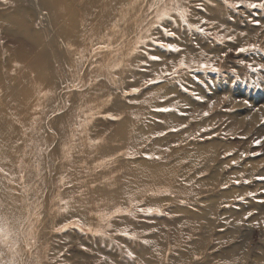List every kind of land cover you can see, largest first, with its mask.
Wrapping results in <instances>:
<instances>
[{"label": "rangeland", "instance_id": "1", "mask_svg": "<svg viewBox=\"0 0 264 264\" xmlns=\"http://www.w3.org/2000/svg\"><path fill=\"white\" fill-rule=\"evenodd\" d=\"M46 1L0 0L2 80L44 82L40 138L0 153V264H264V0Z\"/></svg>", "mask_w": 264, "mask_h": 264}, {"label": "bare ground", "instance_id": "2", "mask_svg": "<svg viewBox=\"0 0 264 264\" xmlns=\"http://www.w3.org/2000/svg\"><path fill=\"white\" fill-rule=\"evenodd\" d=\"M47 1H49V0H47ZM47 1H46V3H47ZM44 2H45V0H44ZM51 2H52V0H50V4H52ZM72 2H73V0H58L57 6L59 8L55 7V8H57L56 12L57 13H59V12L65 13L64 12L65 8L70 7L72 5ZM74 2H76V1H74ZM130 5H131V3H130ZM100 6H102V5H100ZM85 10H87V9L84 8V11ZM132 11H133V9H132ZM128 12H129V10H128ZM57 13L55 14V16L57 15ZM79 13H80V11H79ZM96 14H98V13H96ZM124 14H126V13H124ZM92 17H93V15H92ZM92 17H91V19L96 18L95 15L93 18ZM67 19L69 21L64 23L63 26L59 27L60 32H62L65 36L67 34L66 33V27H69L70 29H76V26H77V24H76L77 20L75 19V17H73V14L71 16L67 17ZM125 19H126V17H125ZM113 23H115V21ZM113 25H115V24H113ZM113 25L110 26V23H108V28H107L108 32L105 31L104 26L102 24H98L97 26H93L92 31L90 33V36L93 37L94 35H97L96 39L108 37L110 35L112 37L113 31H114ZM24 30H26V28ZM34 32H35V34H33L29 30L27 32V34L29 37H32L34 39H35L36 35L38 36L41 34L40 32H37L35 30H34ZM75 33H78V35H79L80 30L79 31L77 30ZM77 49H78V47L76 48V51H77ZM80 51H81V49H79V55H80ZM7 52L11 53L8 48H4V53L7 54ZM14 58H15L14 59L15 63L19 61V59H20L19 51L14 52ZM8 62H11V61H8ZM33 69H35L34 66H33ZM32 71L31 72L30 71L24 72V74L23 73L21 74V76L24 77L26 80L20 79L19 85L17 87L12 86V83L14 82L15 78H13L12 80H9L8 82H5L2 79L6 78V77L0 76V153H7V154L10 153L14 149V147L16 146L17 139H19L20 137H23L28 132H31L32 135H34L36 137V139L40 138L41 130L38 128V125H37L38 121L36 122V124H34L35 115H32V114L35 111L34 108H36V107H40V109L43 108V103L39 102L40 99H43V98H38V100H36L32 96V94L34 93L35 90L41 91L43 89V88H41V85L44 86V82H43V80H42V83L38 81V83H39L38 87L33 86L32 82H31V76L34 73H35L34 74L35 76H39V75L42 76V73L39 70H38L39 73L34 72L35 70L33 72ZM11 81H13V82H11ZM45 101H46V99L44 100V102ZM36 116L38 117V115H36ZM15 117L18 118L17 122L19 121L18 123H20L19 127H15V124L13 123V120L15 119ZM67 121H68V118H67ZM127 128H128V126H125L124 128L122 127L119 132H122V131L125 132ZM18 135L20 137H18ZM40 146H41V144L38 145V150L40 149L39 148ZM8 161H10V160H8ZM93 197H98V195L93 196ZM0 254H2V257L0 256V259H4V257L8 256V249L7 248L4 249V251H2V253H0Z\"/></svg>", "mask_w": 264, "mask_h": 264}, {"label": "snow or ice", "instance_id": "3", "mask_svg": "<svg viewBox=\"0 0 264 264\" xmlns=\"http://www.w3.org/2000/svg\"><path fill=\"white\" fill-rule=\"evenodd\" d=\"M248 7H260V8H264V2L259 3V4H249ZM168 34L169 35H172V33H168ZM166 47H168L169 49L175 50V51H179V49L174 48V46L173 45H170V44L169 45H166ZM247 50L248 49H246V48L239 49L240 52H245ZM151 59L158 60L159 57L152 56ZM180 66L181 67H187V65H185L183 61L180 62ZM204 67H209V66L208 65H204ZM248 67L251 68V70L254 71V72L255 71H258L260 69H264V65H259V66L255 67V68L252 67V65H248ZM173 71H176V69H173ZM133 91H136V90L134 89ZM163 110L164 111H167V109H163ZM257 143H260V141H257ZM149 211H151V210H149Z\"/></svg>", "mask_w": 264, "mask_h": 264}]
</instances>
